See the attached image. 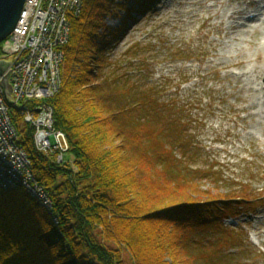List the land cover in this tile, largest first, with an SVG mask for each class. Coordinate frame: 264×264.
I'll return each mask as SVG.
<instances>
[{
	"label": "trees",
	"instance_id": "1",
	"mask_svg": "<svg viewBox=\"0 0 264 264\" xmlns=\"http://www.w3.org/2000/svg\"><path fill=\"white\" fill-rule=\"evenodd\" d=\"M151 2L82 0L69 15L60 86L47 101L68 158L39 151L32 126L10 110L50 205L0 187V264H231L230 250L245 243L221 221L237 217L230 204L246 202L247 191H199L197 173L181 166L194 148L189 126L157 100L146 54L130 46L122 61L110 59L135 8ZM120 11L125 19L111 28Z\"/></svg>",
	"mask_w": 264,
	"mask_h": 264
},
{
	"label": "rangeland",
	"instance_id": "2",
	"mask_svg": "<svg viewBox=\"0 0 264 264\" xmlns=\"http://www.w3.org/2000/svg\"><path fill=\"white\" fill-rule=\"evenodd\" d=\"M255 1L152 0L142 14L135 8L134 20L110 53L112 61L125 59L130 46L146 54L148 83L160 92L157 100L171 109L172 122L179 118L189 126L194 148L181 166L187 174L197 173L198 190L247 191L246 202L230 204L237 205V217L221 221L245 237V243L230 250L231 264H264V99L250 90L264 87V27L249 32L247 41L231 40L225 36L229 21L223 17L240 8L249 13ZM125 17L120 11L107 24L117 28ZM238 62L242 65L235 67ZM243 73L244 82L236 80L234 74Z\"/></svg>",
	"mask_w": 264,
	"mask_h": 264
},
{
	"label": "built area",
	"instance_id": "3",
	"mask_svg": "<svg viewBox=\"0 0 264 264\" xmlns=\"http://www.w3.org/2000/svg\"><path fill=\"white\" fill-rule=\"evenodd\" d=\"M82 0H25L13 32L1 43L0 60L10 61L5 73L11 96L23 121L34 130L35 147L43 153L67 151L64 135L53 128L52 108L47 100L60 86L62 47L67 43L68 17L78 14ZM1 80V76H0ZM33 104V105H32ZM0 86V187H23L37 202L50 205V199L32 177L31 164L18 145L10 110Z\"/></svg>",
	"mask_w": 264,
	"mask_h": 264
},
{
	"label": "bare ground",
	"instance_id": "4",
	"mask_svg": "<svg viewBox=\"0 0 264 264\" xmlns=\"http://www.w3.org/2000/svg\"><path fill=\"white\" fill-rule=\"evenodd\" d=\"M254 7V10L250 11L249 13L244 11L243 8L237 9L235 11L230 12L227 15H223L224 18H226L228 22L227 26L225 27V36H229L231 40H243L247 41L246 37L250 33L254 32L255 30H259L264 27V0H258L254 3H251ZM260 4V6H259ZM222 18V17H221ZM244 20V23H238V20ZM250 29V30H249ZM250 32V33H249ZM257 51V47H256ZM235 67H238V65H242L241 62L233 64ZM236 77V80L244 82V79L247 77V73L243 74H234ZM245 85V84H244ZM246 86V85H245ZM244 86L238 88V92L242 91ZM251 91H254L258 94H263L262 98L264 99V87L257 89V91L250 89ZM247 92V91H246ZM245 99V98H243ZM246 100V99H245ZM247 101L249 105L246 107V109L253 108L252 104V97H248ZM264 102V100H262ZM256 106V105H254ZM251 116H257V114ZM257 118V117H256ZM264 118V117H263ZM51 153V152H50ZM56 154V153H55Z\"/></svg>",
	"mask_w": 264,
	"mask_h": 264
},
{
	"label": "water",
	"instance_id": "5",
	"mask_svg": "<svg viewBox=\"0 0 264 264\" xmlns=\"http://www.w3.org/2000/svg\"><path fill=\"white\" fill-rule=\"evenodd\" d=\"M25 0H0V44L13 32L20 19ZM10 61L0 60V86L6 103L13 109L19 108L11 96V84L8 77L11 69L5 73Z\"/></svg>",
	"mask_w": 264,
	"mask_h": 264
}]
</instances>
